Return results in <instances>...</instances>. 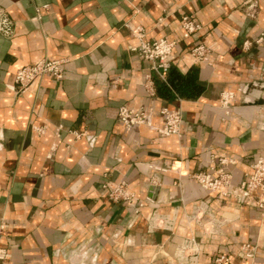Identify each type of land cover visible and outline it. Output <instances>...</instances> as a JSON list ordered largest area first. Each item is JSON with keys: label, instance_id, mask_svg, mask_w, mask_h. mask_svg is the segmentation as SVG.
Returning a JSON list of instances; mask_svg holds the SVG:
<instances>
[{"label": "crops", "instance_id": "0c3cea01", "mask_svg": "<svg viewBox=\"0 0 264 264\" xmlns=\"http://www.w3.org/2000/svg\"><path fill=\"white\" fill-rule=\"evenodd\" d=\"M247 1L0 0L15 22L12 37L0 33V245L9 252L0 264H181L177 249L191 237L197 264L220 253L230 264H264V209L191 177L224 155L240 184L264 157V43L243 47L264 31V0L256 18L246 15ZM186 14L202 25L188 37ZM128 25L148 41L176 42L166 80L131 49L139 40ZM200 43L212 50L210 64L191 54ZM43 58L67 59L65 77L46 74L16 94L17 70ZM148 73L156 96L144 88ZM226 91L234 92L228 109ZM122 105L145 109L156 126L164 107H179L181 134L128 130ZM121 180L135 205L109 199L104 184ZM162 189L169 201L158 203ZM243 242L257 245L255 256Z\"/></svg>", "mask_w": 264, "mask_h": 264}, {"label": "built area", "instance_id": "2783aa9c", "mask_svg": "<svg viewBox=\"0 0 264 264\" xmlns=\"http://www.w3.org/2000/svg\"><path fill=\"white\" fill-rule=\"evenodd\" d=\"M44 9H48L49 5L45 4L41 6ZM245 13L248 17L256 18L259 14V0H248L245 7ZM135 37L139 40V43L133 47L132 50L136 51L142 58L151 61V69L155 71L163 80L167 79V75L171 69V55L176 42L167 38H161L160 40L148 41L145 40L144 29L140 26L135 28L128 25ZM182 27L184 36L188 37L194 32L200 30L202 25L196 21L193 16L188 14L182 18ZM15 22L10 16L6 8H0V33L12 37L14 35ZM253 43H264V31L259 32L255 38L246 39L243 42L244 48H249ZM191 54L193 57L202 63H211L212 50L211 48L200 43L192 47ZM67 59H51L43 58L33 64H27L20 67L14 77V81L10 84V87L16 94L20 95L26 92L33 82L42 78L46 74L53 75L56 79H63L66 75ZM144 88L151 96H156V87L152 79V75L148 73L144 81ZM234 97V92L226 91L222 93L221 104L224 108L228 109L231 104V99ZM163 116V124L161 126L154 125L150 113L143 108H134L127 105H122L119 108V118L125 124L128 130L132 129L134 125L145 124L155 129L159 134L163 136L180 135L183 123V114L181 108H169L164 107L161 110ZM40 133H45V127L39 128ZM76 136H81L84 133L74 132ZM88 138L89 135L85 134ZM90 142L94 141V137L88 138ZM235 160L228 156H215L212 157V165L209 170H202L191 177L196 180L202 187L211 190L213 192H219L225 197H233L238 204H244L249 199L253 198L255 205L261 209H264V157L260 156L252 164V171L247 174L246 178L240 183L235 184L233 182V174L228 171L226 167L234 163ZM153 170H170L173 169L172 165H160L149 164ZM178 170L177 168H175ZM155 175V174H154ZM152 184L161 185L158 177L153 176ZM104 188L108 192V197L114 202H128L130 205H135V195L129 189V184L126 180L119 182H106ZM150 199V198H149ZM143 205V204H140ZM206 202L202 201L197 207V213L203 214L205 210ZM139 211V207L135 208V212ZM151 222L155 226L157 223V214L151 216ZM5 228V223L0 224V241L2 239L1 230ZM242 249L246 256L253 257L257 250V245L250 242H243ZM9 255L6 248L0 245V259H4ZM184 255L189 258V262L185 264H197L199 255V243L195 237L188 238V246L184 251ZM231 258L227 253H220L212 261V264H230Z\"/></svg>", "mask_w": 264, "mask_h": 264}, {"label": "water", "instance_id": "95a60500", "mask_svg": "<svg viewBox=\"0 0 264 264\" xmlns=\"http://www.w3.org/2000/svg\"><path fill=\"white\" fill-rule=\"evenodd\" d=\"M144 32H145V34H146V31L144 30ZM145 40H147L146 39V35H145V38H144ZM161 38H159V39H157V40H160ZM155 41V40H154ZM153 129V128H152ZM153 130H155V129H153ZM169 190H167V189H162L161 191H160V194H159V196H158V198H157V201H158V203H164V202H168L169 201ZM172 218L171 219H173V215L171 216ZM201 224H204V222H201ZM215 225H214V228H213V230H215ZM188 241V240H187ZM187 246H188V242H186V244H181L180 246H179V248L177 249V253H176V257H177V259L179 260V262L181 263V264H185V262L186 261H188L189 262V258L188 257H186L185 255H184V251H185V249L187 248ZM172 262V261H171Z\"/></svg>", "mask_w": 264, "mask_h": 264}, {"label": "flooded vegetation", "instance_id": "af4514ba", "mask_svg": "<svg viewBox=\"0 0 264 264\" xmlns=\"http://www.w3.org/2000/svg\"><path fill=\"white\" fill-rule=\"evenodd\" d=\"M255 256V255H254ZM248 257V256H247Z\"/></svg>", "mask_w": 264, "mask_h": 264}]
</instances>
